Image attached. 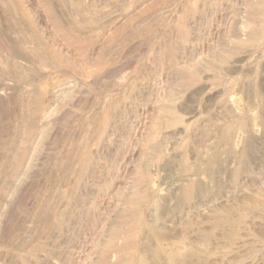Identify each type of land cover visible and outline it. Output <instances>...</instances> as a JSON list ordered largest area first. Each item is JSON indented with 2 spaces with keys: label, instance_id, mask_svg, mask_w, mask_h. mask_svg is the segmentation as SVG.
<instances>
[{
  "label": "rangeland",
  "instance_id": "rangeland-1",
  "mask_svg": "<svg viewBox=\"0 0 264 264\" xmlns=\"http://www.w3.org/2000/svg\"><path fill=\"white\" fill-rule=\"evenodd\" d=\"M0 264H264V0H0Z\"/></svg>",
  "mask_w": 264,
  "mask_h": 264
},
{
  "label": "bare ground",
  "instance_id": "bare-ground-1",
  "mask_svg": "<svg viewBox=\"0 0 264 264\" xmlns=\"http://www.w3.org/2000/svg\"><path fill=\"white\" fill-rule=\"evenodd\" d=\"M168 254V253H167Z\"/></svg>",
  "mask_w": 264,
  "mask_h": 264
}]
</instances>
